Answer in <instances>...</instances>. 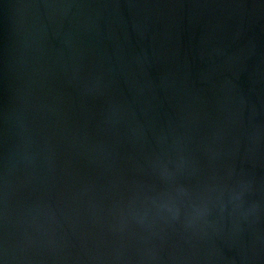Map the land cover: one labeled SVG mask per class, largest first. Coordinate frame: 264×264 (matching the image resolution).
I'll use <instances>...</instances> for the list:
<instances>
[{
    "label": "water",
    "instance_id": "water-1",
    "mask_svg": "<svg viewBox=\"0 0 264 264\" xmlns=\"http://www.w3.org/2000/svg\"><path fill=\"white\" fill-rule=\"evenodd\" d=\"M0 264H264V0H0Z\"/></svg>",
    "mask_w": 264,
    "mask_h": 264
}]
</instances>
